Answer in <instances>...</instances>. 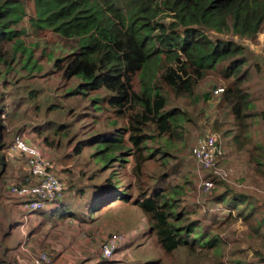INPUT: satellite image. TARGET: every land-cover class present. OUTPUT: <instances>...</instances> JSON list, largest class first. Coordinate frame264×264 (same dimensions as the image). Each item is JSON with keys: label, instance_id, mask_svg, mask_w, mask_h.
Masks as SVG:
<instances>
[{"label": "trees", "instance_id": "1", "mask_svg": "<svg viewBox=\"0 0 264 264\" xmlns=\"http://www.w3.org/2000/svg\"><path fill=\"white\" fill-rule=\"evenodd\" d=\"M155 1L0 0L3 101L7 98L6 103L11 101L15 110L29 101L27 104L33 107L35 114L40 112L42 117L51 112L52 124L58 129L53 133L50 128L35 130L43 146L63 150L75 142L79 153L75 151L70 157L79 156L85 148L91 153L90 160L99 167L87 176L88 186L77 183L70 191L66 190L62 200L49 203L38 217V228L55 218L76 217L81 211L78 202L85 199L88 187L99 175L115 163L130 162L133 184L115 183L110 187L107 181L111 178H108L104 183L109 195L97 206L95 213L136 196L135 205L145 217L148 235L164 255L175 256L177 264H205L207 258L219 264H264V194L259 197L255 190L251 193L237 191L233 186L217 183V174L206 175V179L218 184L212 189L213 194L210 192L212 199L209 201L216 206L209 211L211 213L199 216L202 208L185 204L180 187L166 183L172 170L162 171L173 157V140L180 138L182 133L183 102L194 97L196 80L203 79L211 71L219 72L228 81L221 100L235 118L238 129L231 142L240 152L247 151L245 141L252 136L248 135L246 121L256 120L255 114L248 113H252L254 104L247 90V60L241 58L240 46L222 40L212 42L206 32L254 38L264 22V0H163L160 3L163 11ZM160 13L174 19L172 30L180 27L183 31L167 33L166 27L160 24L157 26L160 34L154 39L156 28L152 20ZM35 30H48L56 40L46 42L34 38L27 41ZM12 72L24 74L16 79L9 78ZM135 76L138 77V91L133 86ZM259 78L260 70L257 69V84H260ZM26 84H36V88L26 89ZM72 85L76 88L67 94L68 97L103 92L101 102L113 109L115 119L124 120L122 126L117 128L113 126L115 122L109 120V130L93 134L88 128L83 129L84 118L80 113L74 115L65 109L62 98L44 94L61 92ZM207 97L208 94L203 93L202 98ZM261 98L257 94V154L251 156L254 148L246 153L256 163L252 166L251 177L264 182V103ZM181 99L184 101L180 102ZM4 108H0V115ZM23 117L27 118L25 113ZM4 131V124L0 122V180L6 167L2 154L9 136ZM229 134L230 130L224 131L225 143L219 140L221 150L231 143ZM62 152L58 156L61 161L66 157ZM222 160L223 156L219 155L216 163L221 164ZM156 161L160 163L159 169L146 173L145 164ZM81 175L83 180L85 175ZM187 182L193 185L188 179ZM219 186H224L221 191H217ZM70 196L75 200L70 203L75 205V213L67 209L66 201ZM52 203L54 206L49 208ZM62 203L66 209L62 208ZM55 206L59 208L54 210ZM223 207L229 213L223 214L220 211ZM50 210L54 212L48 213ZM11 212L0 202V229L6 225L8 233L19 221L17 216L26 217L21 209L16 216ZM231 220H239L247 227L244 238L247 248L230 251L228 262H223L225 240L220 233ZM248 252H251L250 258ZM49 258L53 264L55 259L51 255ZM160 259L153 264H162ZM0 264L3 263L0 261Z\"/></svg>", "mask_w": 264, "mask_h": 264}, {"label": "rangeland", "instance_id": "2", "mask_svg": "<svg viewBox=\"0 0 264 264\" xmlns=\"http://www.w3.org/2000/svg\"><path fill=\"white\" fill-rule=\"evenodd\" d=\"M157 7L161 11L164 10L162 4H157ZM173 22L174 19L166 13H160L152 20L153 26L156 28L153 32L154 39L155 36L160 34L157 29V26L160 24L166 27L168 30L167 33H181L183 28L180 29L178 27L173 30L170 28ZM206 36L212 42L222 40L237 44L242 48L243 54L241 58L247 60L246 62L249 66V76L246 82L248 85L247 90L251 94L254 104L252 113H250V111H248V113L255 114L256 120L254 122L246 121V126L248 127L247 132L248 135L250 134L252 136V139L245 141L244 148L247 149L246 152H249V150L252 151L253 149L251 148H254V153L250 155L255 156L257 154V94L262 97L261 99L264 103V22L260 32L254 38H241V36H235L232 35V33L218 34L214 32H206ZM34 38L46 42H53L56 40V37L48 30L31 31L27 41H33L35 40ZM257 69L260 70V84H257ZM23 74L24 72H21L20 75L12 72L9 78L14 77V79H16ZM34 75L36 76V74ZM0 77V106L5 107L3 110L4 112L0 115V122L4 124V133L6 135L9 134L7 141H4L6 148L2 154L5 158L6 167L1 175L2 180H0V202L5 205L6 210L12 211V215L16 216V212L20 210L19 204L9 196L7 190L10 186L19 185L23 182L26 175V167H24L26 160L23 157L16 156L11 151L13 139L16 135L20 136L24 134V138L28 139L30 144H36L39 139L35 134V130L37 131L40 127L46 129L50 128L49 130L53 133L54 130L58 129V126L56 127L52 124L54 121L50 114L51 112H49V115L44 114L43 117L39 115L40 112L36 115L33 107L27 104L29 101H26L25 104L16 108V110L12 106L11 101L6 103L8 100L6 97V101H3L5 93L4 87L1 85L3 75H0ZM159 77L160 74L156 77L155 81ZM156 82H158V80ZM196 82L198 83L196 92L193 95L194 97L186 101L183 99L180 100V102L184 101L183 103H185L183 107L185 121L182 125V133L180 138L173 140V157L168 166L162 168V171L168 168L172 170L168 173L170 177L167 179L166 183L169 184V186L178 185L184 194L183 197L186 200L185 204L201 207L202 210L199 216H203L204 214L211 213L209 211H212L213 207L216 206L209 201L212 199L210 192L212 191L213 194V190H215L218 184H213L210 192L207 194H202L198 188L199 175H201L202 172H199V167L189 154L192 141L198 136H205L207 133H215L218 139H223L225 143L226 137L223 135L224 131L230 130L228 137L231 142L232 136L237 134L238 129L235 126V118L231 115L229 109L224 107L221 100L222 94L227 88L228 81H226L219 72L211 71L203 79L196 80ZM133 86L134 89L138 91L139 84L137 76H135L133 80ZM24 87L26 89H35L36 84H26ZM75 88L76 87L72 85L67 86V88L61 92H45L44 94L50 98H62V104L65 109L71 110L74 115L80 113L82 118H84L81 122L83 129L88 128L87 131L91 130L93 134L109 130V120L113 123L115 122L113 126L117 128L122 126L124 120L120 118L115 119L116 115L113 109L104 102H101L104 96L103 92L96 91L86 95L78 94L73 97H68L67 94L75 91ZM218 88H223L224 90L222 93L216 95L214 93ZM203 93L208 94L206 99L202 98ZM32 100H34V98H32ZM94 104H97V107H94ZM50 105L59 104L50 103ZM23 113L26 114V119L23 117ZM244 132H246V130H244ZM74 134L75 132L72 135ZM39 144H41V141ZM72 145L74 147L75 142L63 150L50 147L48 149H52L53 151L47 156L53 163L54 168L60 167L58 170L63 174L65 186L68 191H70L71 186L74 185V187H76V184H80V182V186H88V180H86L87 176L99 168L98 163L90 160L91 153L85 148L82 149L79 156L73 155V157H70V155L76 154L75 151L77 147H74L73 150ZM61 152L63 156H66L63 158V161L58 158L59 154L61 156ZM246 152H240L237 145L231 142L224 149L222 148L221 150L220 148V157L223 156L221 164L220 162L215 163L211 170L208 172L204 171L203 174H205V176L217 174V176H215L217 183L220 181L244 193H251L255 190L260 197L264 194V182L262 180L259 182L257 177H251V172H253L252 166L256 163ZM8 162L10 166H8ZM120 165L121 163L113 164L99 175L93 185L88 187L85 199L83 198L81 202H78L80 204L78 208L81 211L76 213V217L65 216L62 220L55 218L50 223H47V225L38 228L40 225L38 224V217L43 213L42 210H39L24 218L17 216L16 219H19V221L13 224L9 233L7 232L8 227L4 225L0 229V261L3 264H29L31 258L37 253H45L51 255L52 259H55L53 264H153L158 258H161L162 264H177L178 261L174 258L175 256L164 255V253L159 250L154 240L148 235L146 221L143 219L145 217L135 205L138 197L134 196L126 203L115 202L104 207L100 212L95 213L97 206L102 204L107 195H109L107 192L108 187L106 188V183H104L108 178H111L107 181L110 187L115 183L121 186L133 184L134 176L130 175L129 172L131 163ZM158 165L160 166L158 161L145 164V172L150 174L157 171L159 169ZM79 172L85 175L83 180L81 179L83 177L81 174V176L79 175L80 177L78 176ZM187 179L192 181L193 185L188 183ZM257 182L258 184L260 183V186H258ZM223 187L224 186H219L217 191H221ZM132 192H134V188ZM74 201L75 200H72L70 196L66 201L68 208L63 205V203L62 208L72 209V212L75 213V205L70 204ZM53 206L54 204L52 203L49 205V208ZM58 206H55L54 210ZM226 210L228 209L223 207L220 211L223 214L229 213V211ZM47 212L54 211L50 210ZM220 219H222V217ZM81 224H85V226ZM77 226L79 228H85V231L91 234L90 240L80 244H73L76 240L74 239V241L67 244L72 239V229H75ZM223 228L224 230L221 229L222 232L220 233V237L224 238L225 241L221 258L223 262H228L227 256L230 251L237 250L239 247L242 249L247 248V243L244 238L248 230L239 220H231L229 224L224 225ZM117 233H126L130 235L128 244L123 245L117 250L114 260L96 259L103 237ZM77 249L81 250L82 257L80 258H76L77 256L74 254ZM247 254L250 258L251 252ZM205 260V264H219L211 258Z\"/></svg>", "mask_w": 264, "mask_h": 264}, {"label": "built area", "instance_id": "3", "mask_svg": "<svg viewBox=\"0 0 264 264\" xmlns=\"http://www.w3.org/2000/svg\"><path fill=\"white\" fill-rule=\"evenodd\" d=\"M162 1L156 0L155 4H160ZM223 90V88H218L214 94L218 95ZM22 136H15L11 151L26 160L24 166L26 175L21 184L8 188V194L27 216L35 211L45 210L51 202L62 200L64 194L67 193V188L62 178L55 175L54 165L49 158L40 151L36 144H30ZM189 154L199 167V172H202L199 175L198 188L202 194H207L213 183L205 178L203 171L211 170L221 154L217 135L207 133L205 136L196 137L192 141ZM125 234L110 235L101 243L96 259L114 260L117 250L129 242L130 235ZM74 254L76 258L82 257L80 249H77ZM29 264H50V258L45 253H37L31 258Z\"/></svg>", "mask_w": 264, "mask_h": 264}, {"label": "crops", "instance_id": "4", "mask_svg": "<svg viewBox=\"0 0 264 264\" xmlns=\"http://www.w3.org/2000/svg\"><path fill=\"white\" fill-rule=\"evenodd\" d=\"M24 135V134H23ZM27 141H28V139H27ZM41 140H39V141H37L36 142V145L39 147V149H40V151L45 155V156H49L48 154H51V152L53 151L52 149H48V148H46L45 146H43V144L41 143V144H39V142H40ZM29 142V141H28ZM56 165V164H55ZM58 168H60V167H55L54 168V173H55V175H57V176H59L60 178H62V180L64 181V178H63V174H61V172H60V170H58ZM65 182V181H64ZM47 209V208H46ZM124 220V219H123ZM81 225H83V226H85V224H81ZM140 225H141V223H140ZM147 229V228H146ZM86 229L85 228H83V227H75V229H72V233H71V237H72V239L67 243V244H69L71 241H74V239H76L75 240V243H73V244H76V243H78V244H80V243H83V242H88L89 240H90V237H91V234L90 233H88V232H86L85 231ZM109 236L107 235V236H105V237H103V239H102V242L101 243H103L107 238H108ZM48 255V254H47ZM49 256V255H48Z\"/></svg>", "mask_w": 264, "mask_h": 264}]
</instances>
